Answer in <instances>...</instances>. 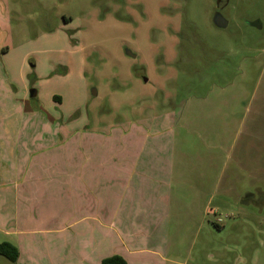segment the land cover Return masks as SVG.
Listing matches in <instances>:
<instances>
[{"label": "rangeland", "instance_id": "1", "mask_svg": "<svg viewBox=\"0 0 264 264\" xmlns=\"http://www.w3.org/2000/svg\"><path fill=\"white\" fill-rule=\"evenodd\" d=\"M6 1L25 44L6 63L17 71L29 54L38 116L24 148L9 137L2 155H41L49 134L79 155L81 134L115 129L120 154L159 155L171 171L160 264H264V207L246 197L264 189V145L235 135L263 60L264 0Z\"/></svg>", "mask_w": 264, "mask_h": 264}, {"label": "crops", "instance_id": "2", "mask_svg": "<svg viewBox=\"0 0 264 264\" xmlns=\"http://www.w3.org/2000/svg\"><path fill=\"white\" fill-rule=\"evenodd\" d=\"M6 2L0 0V145L5 150L9 137L24 148L21 130L38 116L28 99L35 97L27 94L29 54L17 71L6 63L25 46L13 39ZM262 59L235 134L247 150L264 145V51ZM48 117L46 125L53 120ZM142 134L138 129L129 145L139 143ZM81 135L79 155L69 152L74 146L69 148L67 139L53 142L52 134L41 155H23L28 152L22 148L21 155L20 149L2 155L0 148V244L18 251L15 263L0 257V264H100L112 256L127 264L165 261L170 169L159 155L125 149L120 154L124 138L115 129Z\"/></svg>", "mask_w": 264, "mask_h": 264}, {"label": "trees", "instance_id": "3", "mask_svg": "<svg viewBox=\"0 0 264 264\" xmlns=\"http://www.w3.org/2000/svg\"><path fill=\"white\" fill-rule=\"evenodd\" d=\"M0 257L7 259L11 263H15L18 257V251L12 244L8 242H3L0 244ZM100 264H127V263L120 256H112L104 259Z\"/></svg>", "mask_w": 264, "mask_h": 264}, {"label": "water", "instance_id": "4", "mask_svg": "<svg viewBox=\"0 0 264 264\" xmlns=\"http://www.w3.org/2000/svg\"><path fill=\"white\" fill-rule=\"evenodd\" d=\"M213 23L214 25L217 27V28H220V29H223L227 26V23L226 21L219 15V14H216L213 18ZM125 54L126 56L132 58V59H135L136 58V55L132 54L130 51L126 50L125 51ZM144 82H146V79H144ZM29 95L31 98L35 97L36 95V92L35 90H31L29 92ZM92 95L93 96H96V92L95 91H92Z\"/></svg>", "mask_w": 264, "mask_h": 264}, {"label": "flooded vegetation", "instance_id": "5", "mask_svg": "<svg viewBox=\"0 0 264 264\" xmlns=\"http://www.w3.org/2000/svg\"><path fill=\"white\" fill-rule=\"evenodd\" d=\"M247 196L253 198L254 203H256V205L258 207H261L262 205H264V189L263 188L257 187L254 190V192H252V193L251 192L246 193V197Z\"/></svg>", "mask_w": 264, "mask_h": 264}]
</instances>
